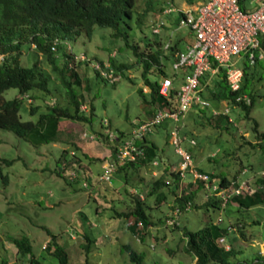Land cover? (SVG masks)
<instances>
[{
    "label": "rangeland",
    "instance_id": "obj_1",
    "mask_svg": "<svg viewBox=\"0 0 264 264\" xmlns=\"http://www.w3.org/2000/svg\"><path fill=\"white\" fill-rule=\"evenodd\" d=\"M197 1L152 0L155 8L142 15L146 0H136L135 11L128 19L129 40L134 42L147 37L164 42L169 37L175 40L177 35L187 37L185 28L177 26L176 11L161 16L168 25L165 24L159 33H153L151 25L164 7L183 10L194 7ZM159 6L163 8L160 10ZM67 46L75 55L84 54L92 62L111 58L128 66L119 80L111 83L96 74L92 66L85 69L81 64L82 71L87 73L88 87L81 89L84 102L80 107L82 112H88L93 105L90 124L62 118L55 140L40 144L0 127V157L12 159L10 164L0 161L2 172L8 175L7 184L0 176V261L6 258L7 264H59L58 259L44 248L50 243L53 233L55 242L62 245L68 254V264H135L129 259L127 250L121 248L124 243L144 253V264H194L195 256L183 249V229L195 230L204 224L203 203L215 196L198 188L192 204L174 216V194L168 193L165 200L156 204V195H148L150 185L145 181L165 164H170V169L178 168L181 159L174 151L169 134L173 123H177L183 137L182 145L190 147L196 167L214 174L223 172L228 176L237 172L236 176L240 179L248 178L255 183L259 172L264 171V139L260 140L252 129V119H255L258 131L264 133V59L250 63L242 53L231 57L236 66L242 68L248 64L251 73L248 84L254 101L249 118L245 117L241 107H230L228 115L231 120L228 119L230 122L227 124L222 120L220 125H215L205 114L192 110L193 107L177 121L166 118L142 137L157 143L159 158L139 172L128 171L127 184L119 172L114 173L108 183L99 180V171L113 158L110 143L116 132L112 130L130 132L136 122L152 115L145 113L148 105L144 104V99H149V88L141 77L142 66L137 63L123 37L112 35L111 27L96 24L90 35L81 31L75 38L63 40L58 52L60 61ZM33 47V43L24 46L25 52L20 57L22 64H31L38 58V52ZM39 59L40 65L47 67L45 59ZM165 70L171 74L170 60H167ZM150 76L159 78L160 73ZM214 77L206 71L201 79L211 84ZM51 85L53 90L47 97L38 90L33 93L39 97L34 99L30 96L31 103L38 105L37 110H45L48 102L68 104L59 82L52 79ZM140 87H143L144 94L139 92ZM3 95L12 98L18 95V89L7 88ZM29 100L22 98L20 117L36 120L39 111H29ZM222 104L223 101L215 106L222 108ZM98 130L103 135L96 134ZM189 139L195 141L191 146ZM64 150L68 162L58 160ZM63 165L65 170L61 169ZM58 170L62 173L59 174ZM136 195L151 205L147 208L151 224L143 240L126 229L125 217L116 214L131 210ZM207 211L215 222L220 217L223 224L232 221L241 223L245 237L239 230L235 234L229 230L227 234L228 240L233 241L239 250L232 260L251 262L255 257L264 260V204L242 208L228 201L224 207L210 205ZM174 224L178 227H173ZM84 230L95 239L89 251L83 246L87 243L82 235ZM21 235L29 237L32 254L38 263H31L29 254L21 255L17 251L10 237Z\"/></svg>",
    "mask_w": 264,
    "mask_h": 264
},
{
    "label": "trees",
    "instance_id": "obj_2",
    "mask_svg": "<svg viewBox=\"0 0 264 264\" xmlns=\"http://www.w3.org/2000/svg\"><path fill=\"white\" fill-rule=\"evenodd\" d=\"M187 1L194 2L196 0ZM239 2L241 8L245 9V0H239ZM135 4L136 0H0V54L2 55L0 60V127L11 130L30 142L40 144L44 141L55 140L58 123L62 118L91 123L94 111L93 105H90L88 112H82L80 107L84 102V94L81 89L88 87L87 73L85 70L83 72L80 66L82 64V67L85 66L86 69L89 66L88 61L75 60L74 53L69 46H67V49H63L61 61L58 59V52L63 40L73 39L81 31H85L87 35H90L93 26L96 24L109 26L112 28L113 36L123 37L125 44L136 57L137 63L142 66L141 77L144 84L149 88V99H144V104L148 105L145 113H153L158 108L176 109L177 87L174 86L170 89L168 96H163L158 93V78L150 76V74L158 72L168 74L165 70V64L171 58V55L164 52L163 42L158 38L148 39L147 37L135 39L134 42L129 40L128 19L132 17L135 11ZM154 8L152 0H146L141 14L143 15ZM162 8V6L158 7L160 10ZM31 43L34 44L33 48L37 50L39 56L31 64H22L20 57L25 52L24 46H29ZM53 45L54 48L52 49L51 46ZM260 46L264 50V33L260 35ZM177 47L178 39L172 43L171 50ZM39 57L45 59L44 63H47V67L40 65ZM109 61L114 70L122 76L128 64L116 62L111 58ZM94 70L99 75V71ZM250 74L248 64L244 65L240 87L237 90H232L226 80L225 69L220 67L219 71L212 75V77H216L212 79L211 84L201 79L203 86L200 93L210 100L213 105H217L221 100H227L231 107H241L245 112V117L249 118L254 101V94L248 84ZM52 79L57 80L60 87L64 88L68 104L60 105L58 102H48L45 110H37L38 105L31 103V97L35 99L39 95L33 93V91L38 90L42 96L47 97L53 90ZM10 87L17 88L18 95L5 98L3 91ZM138 90L140 93H145L143 87ZM242 94L249 97L248 103L243 99H235L237 95ZM23 97L30 99L29 111L31 113L39 111L36 120L21 119L19 107ZM192 110L205 114L207 119L214 122L215 125H220L222 120H225L226 124L230 122L227 113L212 115L208 112V108L197 104L193 105ZM252 120V129L256 136L263 140L264 133L258 131L257 121ZM112 131L117 132L121 139L130 137V132L119 129ZM95 133L103 135L100 130L95 131ZM111 140L110 147L115 158L120 140L114 137ZM135 144L141 149V153L135 159H127L122 164L117 165L112 173V177L116 172L122 173V179L126 184L130 176L128 171L139 172L142 167L152 164L153 160L159 158L155 141L144 137L135 139ZM189 145L191 146L190 143ZM261 146L263 145L261 144ZM185 147L191 152L189 146ZM64 152L65 150L58 160L62 161L64 159L65 162H68L69 160L64 157ZM73 153L75 154V151ZM85 156L88 155L85 153ZM0 161L10 164L12 159L0 157ZM64 168L65 165L61 167L62 170H65ZM198 169L208 173L212 178L211 180L218 178L221 183H227L237 175V172L228 176L223 172L214 174L202 167H198ZM101 171L102 168L99 172L101 173ZM57 172L62 173L59 170ZM0 176L3 182L7 184L8 175L3 173L1 168ZM189 176V174H186L185 177H181L176 168L170 169V164H165L158 169V173L150 175L145 181L150 185L148 195L155 194L157 204L165 200L168 193H172L175 197L174 207H179L180 212L186 210V202H192L198 188H203L207 192L202 180L192 181ZM71 177L74 178V176ZM182 184H184L183 187ZM257 185L259 186L255 187L251 193L233 195L229 202L233 201L242 208L264 204V176L256 178L253 186ZM187 187H189L188 190H186ZM203 205L205 207L204 224L195 230L184 228L182 234V238H185L183 249L195 256L194 264H264V260L258 257L253 258L251 262L232 260V257L239 251L234 246V242L229 240L231 247L226 250L219 243L218 238L222 235L227 236L229 230L233 231V234L236 233V230H239L240 234L245 237L241 223L238 221L226 224L215 222V219L207 210L210 205L221 206L220 199L207 200ZM149 207L151 205L144 198L136 195L134 197V207L131 210L116 213L119 217L126 218V229L133 235H138L139 240L145 238L146 229L151 224L147 212ZM228 226H230V229H228ZM173 227H178V225L174 224ZM82 235L87 239V243L83 246L86 251H89V247L95 239L91 238L88 231L85 230L82 231ZM54 236L52 233L50 243L46 244L44 248L58 259L59 264H68V254L62 245L55 242ZM10 239L21 255L29 254L31 263L39 262L32 254V244L27 235L11 236ZM121 248L127 250L129 259L132 262L144 264L143 252L137 251L129 243H124ZM7 261L6 258H2L0 264H7Z\"/></svg>",
    "mask_w": 264,
    "mask_h": 264
},
{
    "label": "built area",
    "instance_id": "obj_3",
    "mask_svg": "<svg viewBox=\"0 0 264 264\" xmlns=\"http://www.w3.org/2000/svg\"><path fill=\"white\" fill-rule=\"evenodd\" d=\"M172 11H177V26L188 29L193 37L184 49L171 50L172 43L169 39L162 43L164 52L171 55L172 71L171 74H160L158 93L168 96L169 90L176 86L177 108L173 110L156 109L148 119L135 123L130 131V137L120 140L119 134L115 133L114 138L120 140L116 156L102 167L99 175V179L108 183L111 182L112 173L117 165L127 159H135L141 153V149L135 144V139H141L150 133L164 119L169 118L177 121L180 116L184 117L185 112L194 104L208 108L212 115L228 114L231 106L227 100H221V102L223 101L222 108H217L210 100L201 95L200 91L203 86L201 77L204 72L208 71L212 76L219 71L220 67H223L229 87L232 90H237L242 80V68L236 66L231 57H238L242 53L250 63L257 59H264V50L260 46V35L264 33V0L245 9L241 8L239 0H199L194 8L188 10L164 7L151 25L153 33H159L166 24L165 19L161 16ZM51 48L53 49L54 45ZM73 57L75 60L88 61L90 66L98 70L99 74L111 83L120 78V74L114 70L109 60L92 62L84 54H74ZM1 59L2 55L0 54ZM235 99L249 102V97L246 94L237 95ZM228 119L231 120L230 117ZM169 134L174 151L181 159L177 168L181 177H185L188 173L191 175L192 181L202 180L206 190L216 199H220L222 207L233 195L251 193L255 187L259 186H253L248 178L240 179L237 176L227 183H221L218 179L211 180L208 173L196 167L191 152L182 145L183 139L177 123H173ZM189 143L192 144L195 141L189 139ZM258 176H264V171H260ZM189 205L190 201H187L185 208L187 209ZM178 213H180V209L175 207L173 215L176 216ZM172 219L176 222L175 217ZM219 222H221L220 217L216 223ZM218 241L224 249H230L231 242L227 236H220Z\"/></svg>",
    "mask_w": 264,
    "mask_h": 264
},
{
    "label": "crops",
    "instance_id": "obj_4",
    "mask_svg": "<svg viewBox=\"0 0 264 264\" xmlns=\"http://www.w3.org/2000/svg\"><path fill=\"white\" fill-rule=\"evenodd\" d=\"M199 1V0H198ZM197 1V2H198ZM258 2H260V0H245V8H247L248 6H251V5H253L254 4V6L256 5V4H258ZM195 7V6H194ZM194 7H191V8H194ZM191 8H188V9H191ZM188 9H183V10H188ZM173 12V11H172ZM177 12V11H176ZM171 13V12H170ZM169 13V14H170ZM167 15V14H166ZM165 19V18H164ZM165 22H166V19H165ZM166 25H168V23L166 22ZM185 30L187 31V34H188V36L187 37H184L183 35H177L176 36V39H178V47L177 48H175V49H184L185 48V46H186V44L187 43H190L191 41H192V39H193V37H192V34L190 33V31L188 30V29H186L185 28ZM170 41H171V43H174V41L176 40H172V38H168ZM167 39V40H168ZM170 61H171V59H169Z\"/></svg>",
    "mask_w": 264,
    "mask_h": 264
}]
</instances>
